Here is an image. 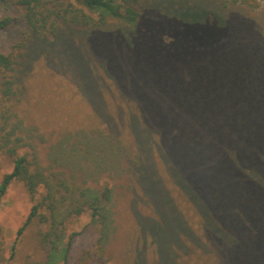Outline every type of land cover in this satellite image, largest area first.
<instances>
[{
	"label": "trees",
	"instance_id": "1",
	"mask_svg": "<svg viewBox=\"0 0 264 264\" xmlns=\"http://www.w3.org/2000/svg\"><path fill=\"white\" fill-rule=\"evenodd\" d=\"M0 1L21 8L27 30L7 53L0 52L2 96L14 93L13 73L29 36L56 35L60 23L68 22L89 28L87 39L102 46L101 59L119 94L133 105L105 106L103 98L114 101V95L93 84L86 91L95 116L111 129L68 131L49 147V158L53 166L95 179L128 175L127 189L152 200L154 213L137 220V250L143 252L150 237L157 264H264V69L250 47L228 40L231 28L222 15L180 2L148 16L130 0H73L88 12L71 0ZM237 2L256 4L232 0ZM110 20L116 26L109 27ZM11 21L0 18V29ZM86 65L91 69L85 59ZM32 130L9 109L0 113V150L12 162L0 196L12 181L22 182L31 197L39 186L46 190L17 235L39 216L49 223L44 240L58 238L65 217L87 208L102 250L115 230L112 188L52 183L36 162ZM127 155L134 158L129 165ZM65 201L69 208L62 215ZM39 206L47 216L37 212Z\"/></svg>",
	"mask_w": 264,
	"mask_h": 264
},
{
	"label": "rangeland",
	"instance_id": "2",
	"mask_svg": "<svg viewBox=\"0 0 264 264\" xmlns=\"http://www.w3.org/2000/svg\"><path fill=\"white\" fill-rule=\"evenodd\" d=\"M71 1L75 6L82 7L78 2ZM130 1L148 16L163 11L165 3L171 2H180L192 7L203 6L222 15L231 28L228 40L250 47L252 59L257 61L260 58L264 69V0H253L255 5L232 3V0ZM82 8L88 12L86 8ZM5 16L12 18V21L5 29H0L2 53H7L13 42L24 34L27 35L20 7L7 6L5 2L0 1V18ZM112 25H115L114 20L108 23L109 27ZM59 27L56 35L49 33L44 38L33 35L28 37L27 47L22 50L23 56L13 73L14 93L9 97L0 93V113L9 109L23 120L27 128L33 129L35 135L32 141L36 162L44 169L52 183L65 179L70 188L73 185L112 188L111 203L115 230L103 249L99 250L96 246L98 224L90 210L85 208L80 214L65 217L63 232L58 238L44 240L43 234L49 230V223L41 221L39 216L33 217L17 235L18 228L32 206L41 200L46 190L45 187L39 186L31 197L22 182L12 181L0 196V264H157L156 246L150 237L146 239L143 252L141 248L137 250L134 245L133 239L137 235L134 232L139 216L153 214L154 207L148 196L141 193L136 195L127 189L128 175L121 178L100 175L95 179L87 175L86 171L73 173L51 164L49 147L64 133L78 130L90 133L92 129L99 127L105 131L111 129L107 122H100L101 120L96 118L91 99L93 96H89L86 89L90 91L93 84H97L104 86L106 92L110 90L114 101L108 97L103 98L105 106L109 108L115 103L125 108L133 105L119 94L109 68L101 59L104 55L102 46L94 42L96 39H87L91 30L86 26L68 22H61ZM85 59L89 61L91 69H88L87 65L84 66ZM94 78H99L100 81L94 82ZM1 80L0 72V84ZM119 135L132 148L129 136L122 131ZM19 152L29 151L21 149ZM28 157L30 158L29 154ZM128 159L126 165L131 164L130 160L134 158L129 155ZM11 167V160L0 150V181ZM162 169L161 167L160 171L169 187L172 182ZM59 193L68 196L64 187H60ZM172 193L174 194L175 190L172 189ZM65 202L59 208L62 215L69 208L68 201ZM185 205L186 203H183L182 208ZM36 209L38 213L47 216L48 210L44 206ZM139 254L140 260L136 262L135 256ZM179 264L185 263L181 261Z\"/></svg>",
	"mask_w": 264,
	"mask_h": 264
}]
</instances>
